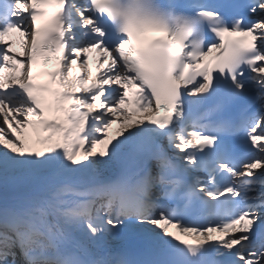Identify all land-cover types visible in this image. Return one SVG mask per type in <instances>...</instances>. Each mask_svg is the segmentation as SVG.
I'll return each instance as SVG.
<instances>
[{
    "label": "snow or ice",
    "instance_id": "obj_1",
    "mask_svg": "<svg viewBox=\"0 0 264 264\" xmlns=\"http://www.w3.org/2000/svg\"><path fill=\"white\" fill-rule=\"evenodd\" d=\"M0 264H264V0H0Z\"/></svg>",
    "mask_w": 264,
    "mask_h": 264
},
{
    "label": "bare ground",
    "instance_id": "obj_2",
    "mask_svg": "<svg viewBox=\"0 0 264 264\" xmlns=\"http://www.w3.org/2000/svg\"><path fill=\"white\" fill-rule=\"evenodd\" d=\"M118 126H114L113 127V129L111 130V134H115V131H116V128H117Z\"/></svg>",
    "mask_w": 264,
    "mask_h": 264
}]
</instances>
